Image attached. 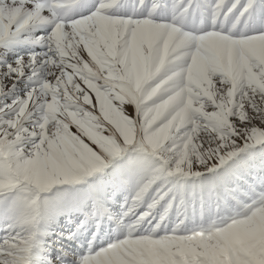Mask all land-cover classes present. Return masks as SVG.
Returning <instances> with one entry per match:
<instances>
[{
	"label": "snow or ice",
	"instance_id": "obj_1",
	"mask_svg": "<svg viewBox=\"0 0 264 264\" xmlns=\"http://www.w3.org/2000/svg\"><path fill=\"white\" fill-rule=\"evenodd\" d=\"M0 264H264V0H0Z\"/></svg>",
	"mask_w": 264,
	"mask_h": 264
}]
</instances>
